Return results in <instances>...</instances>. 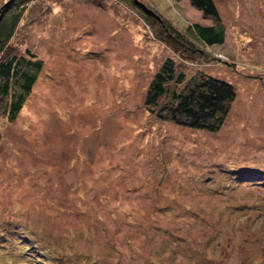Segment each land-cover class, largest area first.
Listing matches in <instances>:
<instances>
[{"label":"rangeland","instance_id":"374dc122","mask_svg":"<svg viewBox=\"0 0 264 264\" xmlns=\"http://www.w3.org/2000/svg\"><path fill=\"white\" fill-rule=\"evenodd\" d=\"M142 1L180 30L213 24L187 0ZM213 1L224 44L202 66L180 63L113 0L28 9L15 39L43 68L17 118H0V234H28L29 247L0 264H42L41 249L76 255L69 264H264V0ZM168 57L234 85L217 133L144 108Z\"/></svg>","mask_w":264,"mask_h":264},{"label":"trees","instance_id":"16d2710c","mask_svg":"<svg viewBox=\"0 0 264 264\" xmlns=\"http://www.w3.org/2000/svg\"><path fill=\"white\" fill-rule=\"evenodd\" d=\"M38 1L0 0V118L8 122H13L17 118L43 68L42 59L28 48L19 50L15 39L28 9ZM113 1L137 12L152 38L167 47L180 63L202 66L217 60L208 49L224 44L225 28L213 0H187L191 7L213 24L193 23L184 30L155 15L151 11L153 9L150 10L142 0ZM235 98L236 89L231 83L200 69L188 76L182 69L178 70L176 60L168 57L151 77L145 91L143 106L161 122L213 134L223 126ZM228 179L234 183L245 182L236 174H232ZM256 180H258L256 176L246 178V182ZM13 229L7 234H0V255L17 253L20 247H24L27 252L29 235ZM19 235L23 236L22 240L17 238ZM18 241H24L25 246H17ZM41 242L42 245H50L45 240ZM43 251L50 258H45L44 255L34 258L42 264H69L78 258L73 254L64 253L57 256L53 251L38 250L40 253ZM31 254V252L25 254V258L31 260L33 258Z\"/></svg>","mask_w":264,"mask_h":264}]
</instances>
